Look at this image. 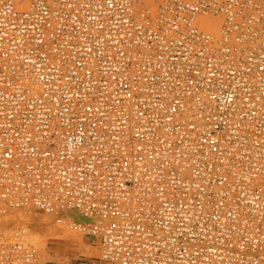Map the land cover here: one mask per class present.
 I'll use <instances>...</instances> for the list:
<instances>
[{
  "label": "built area",
  "instance_id": "obj_1",
  "mask_svg": "<svg viewBox=\"0 0 264 264\" xmlns=\"http://www.w3.org/2000/svg\"><path fill=\"white\" fill-rule=\"evenodd\" d=\"M73 209L109 264H264V0H0V214Z\"/></svg>",
  "mask_w": 264,
  "mask_h": 264
},
{
  "label": "rangeland",
  "instance_id": "obj_2",
  "mask_svg": "<svg viewBox=\"0 0 264 264\" xmlns=\"http://www.w3.org/2000/svg\"><path fill=\"white\" fill-rule=\"evenodd\" d=\"M20 215H24L25 220L14 218V216L20 217ZM44 215L33 210L1 213L0 227L6 230L12 227H26L29 241L41 252L42 264H109L101 258L100 249L93 237L80 230L76 231V228L72 229L73 226L71 220L67 219L68 217H63L58 222L57 214ZM11 217L13 218L11 219ZM74 232L84 235V243L68 236V233Z\"/></svg>",
  "mask_w": 264,
  "mask_h": 264
},
{
  "label": "bare ground",
  "instance_id": "obj_3",
  "mask_svg": "<svg viewBox=\"0 0 264 264\" xmlns=\"http://www.w3.org/2000/svg\"><path fill=\"white\" fill-rule=\"evenodd\" d=\"M18 213H20V212H18ZM42 213V212H41ZM43 214H45V213H43ZM58 216H56V220L57 219H59L58 217H60V218H63V217H68L67 219H70V220H72V219H76V220H79V221H82V220H84V221H91L92 219L90 218V217H87V216H85V215H83V214H81L78 210H76V209H73V210H70V211H59L58 213H56ZM47 214H45L44 216H46ZM49 215V214H48ZM4 216V215H3ZM19 217V216H18ZM18 217H16V216H14V218L16 219H18V220H25V217H24V215H20V217L18 218ZM13 217H11V219H12ZM6 220H8V219H6ZM58 221V220H57ZM67 221V220H66ZM24 223V222H23ZM65 223H67V222H65ZM22 225V224H21ZM2 228V227H1ZM13 228V227H12ZM72 229H75L74 227L72 228ZM9 230V229H8ZM7 230V231H8ZM67 231V230H66ZM75 231V230H74ZM76 231H78V229L76 230ZM29 235V234H28ZM68 236H70V237H73L74 239L73 240H78L79 239V241L80 242H82V243H84V235L83 234H81V233H77L76 232V234H75V232L74 233H68ZM79 245H81V244H79ZM84 246H85V244H84ZM41 253V252H40ZM44 256V255H43ZM44 260V259H43Z\"/></svg>",
  "mask_w": 264,
  "mask_h": 264
}]
</instances>
